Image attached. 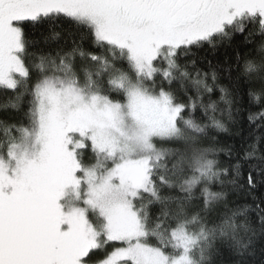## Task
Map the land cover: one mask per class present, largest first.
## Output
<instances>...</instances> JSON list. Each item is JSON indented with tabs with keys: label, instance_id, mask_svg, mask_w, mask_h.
<instances>
[{
	"label": "snow or ice",
	"instance_id": "1",
	"mask_svg": "<svg viewBox=\"0 0 264 264\" xmlns=\"http://www.w3.org/2000/svg\"><path fill=\"white\" fill-rule=\"evenodd\" d=\"M0 96V264H264V0H0Z\"/></svg>",
	"mask_w": 264,
	"mask_h": 264
},
{
	"label": "trees",
	"instance_id": "2",
	"mask_svg": "<svg viewBox=\"0 0 264 264\" xmlns=\"http://www.w3.org/2000/svg\"><path fill=\"white\" fill-rule=\"evenodd\" d=\"M223 51H221L220 53H218L217 55L222 57L223 56ZM4 99L3 96H0V102H2ZM254 260V264H259L260 260H261V257H260V253H259V249H257V253H256V256L253 258Z\"/></svg>",
	"mask_w": 264,
	"mask_h": 264
}]
</instances>
